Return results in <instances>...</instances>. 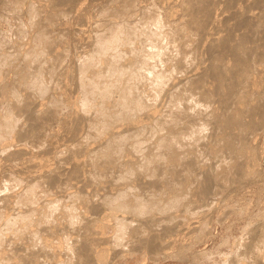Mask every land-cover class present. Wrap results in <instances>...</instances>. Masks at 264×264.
<instances>
[{
	"label": "bare ground",
	"instance_id": "bare-ground-1",
	"mask_svg": "<svg viewBox=\"0 0 264 264\" xmlns=\"http://www.w3.org/2000/svg\"><path fill=\"white\" fill-rule=\"evenodd\" d=\"M87 1L97 18L76 61L67 19L86 1L0 0V141L23 143L13 160L29 148L45 159L31 172L9 164L20 194L0 202V264H103L109 226L113 246L157 251L259 171L264 0ZM83 20L73 36L87 33ZM68 80L80 98L62 105ZM231 258L264 264V214Z\"/></svg>",
	"mask_w": 264,
	"mask_h": 264
},
{
	"label": "rangeland",
	"instance_id": "rangeland-1",
	"mask_svg": "<svg viewBox=\"0 0 264 264\" xmlns=\"http://www.w3.org/2000/svg\"><path fill=\"white\" fill-rule=\"evenodd\" d=\"M84 1H86V2H84L85 5L83 4L84 5L83 6L84 8H82L83 10H78L80 13L77 12V11H74L73 13H71V14H75L76 13L78 16H76V14H75V17L72 18V22H71V17H73V16H71V17H69L67 19V20H69L68 23L71 24V26H70L71 28H69L70 30H68L69 33L67 32V35L69 36L68 43H70V45H71V42L73 41L72 44H73V46L75 45L74 48H73L72 45L69 46V50H70V52L72 51L71 53H73L74 56L71 53H70V55H72L73 57H76L78 55V53L82 49L85 48V46L84 47L82 46V44H85V43H82V42H84L83 38L87 37L86 34L88 35L89 33H91L90 30L93 29V26H91L93 22L91 23V21H92V19L95 20L97 18V17L95 18V16H94V18L90 19L91 16L93 17V15H92L93 11L91 12L90 9L91 10H93V9H92V6L90 5L89 1H87V0H84ZM88 3H89V5H88ZM85 6H86V8H85ZM88 6H89V10H88ZM84 10H87L88 14H87V11L85 12ZM83 15H85V17H83ZM79 17H81V20H79L80 19ZM75 18H76V21H75ZM73 19H74V22H73ZM83 19L85 20V22H84ZM82 20H83L84 24L86 23L85 25L83 24V27H86L87 33H85L86 32L85 31V32H82L83 34L82 33L76 34L77 38L80 39V40H75V39H77L75 37L76 35L73 36L74 33H71V29L73 27H75L76 24L78 25V23H82ZM87 20H88V22H86ZM77 21H78V23H76ZM90 23H91V25H90L91 28H88L87 26ZM70 35H71V37H70ZM80 35L81 36L83 35L82 38H81ZM77 45H79L78 46L79 48H76ZM70 47H71V49H70ZM75 48H76V50H75ZM72 49H74L75 51L72 50ZM75 52H77L76 56L74 54ZM80 55H81V52L78 55L79 58H78V56L76 57V61H79L81 59ZM69 82H72V80L71 81L68 80V82H66V84H68L67 86L70 87V88L68 89V87L66 88V86L64 88L67 91L69 90V92L73 91V89H74V92L77 91L76 93H74V96H76L78 94H79V96L74 97L72 95V98L70 100L71 95H69V94H71V92L70 93H68L67 91L63 92L61 94L62 95L61 96L62 97V99H61L62 100L61 101L62 105L67 104V103H73V101L75 99H76L75 101L77 102L78 99L80 98V91L77 88V86L74 85L75 83L72 82L73 83L72 84V83H69ZM74 86H76V87H74ZM71 87L73 88L72 90H71ZM76 88L78 90H76ZM64 93H65L66 96H64ZM72 99H73V101H72ZM70 101H72V102H70ZM258 132H259V138L257 139V144H255L256 142L255 143L252 142L251 145L254 144L253 145L254 146L253 147V153L256 155V157H258L256 159L257 160L256 164L258 165V166L257 165L256 166L258 168L256 167L257 169L256 168L255 169L259 170V171L254 172V171H251V169H249L248 176L243 177L241 179V181L238 184H236V185H239V188H238L239 190L237 189V193L235 195L225 194V192L224 193L222 192L219 195H217L216 197L218 199H220L219 202H217L216 204H212L213 201L214 202L217 201V199H214L211 202L212 207H211V205H206V207H204V209L208 210V213L210 212L208 214L206 210H203L204 212H206L207 215H209L207 218H206V214L203 213V212H198L197 215H196V213H194L195 217H193V218H191L192 214L191 215H187V217L185 219H182L181 222L178 223V225L175 227V231L172 233V235L169 237V239L167 240V238H166V241H161L163 247L168 244L167 247L165 246L166 248L164 250L162 249L163 247H160L161 245L159 246L162 249V251L160 250V248L158 249L160 251H158V250L157 251H151V250H148L149 248H143V249H137V250L136 249H134V250H129V249L126 250L128 247L126 245H123V246L120 245L121 246L120 247L118 245L119 243L117 244V246H119V247H117L116 245H115L116 246L115 247V246H113V244H115L117 242H115V243L113 242L114 241L113 237L115 235H112L114 232H113L112 228L109 226L107 228L106 232H105V235L106 236H109L107 234L111 235V239H112V243L113 244L111 245V242H109L110 244L108 243L104 247L103 251L98 255V258L99 257H102V258L104 257V259H106V261L102 259L103 261H105V262H103V264H106V263L107 264H211V263L212 264H217V263L221 264V262L223 264L227 260H229L232 256L236 258V255H237L239 249L241 248V241H242L243 238L246 237L247 230L251 226H254L255 223L259 220V218H261L262 215L264 214V138H262V137H264V135H263L264 133H262L260 131H258ZM260 133H261L262 136L260 135ZM59 138L60 137L54 138L52 140L54 142L53 143L51 142V143L53 144V146L57 145L60 148L61 145H63V143H61V142H64V140L66 138H64V137H61V139H59ZM66 141L67 140H65V142ZM11 142L13 144H10V145L9 144L7 145L4 142L7 147L9 146L8 148H6V146L4 147V145H2L3 142L0 141V143H1L0 146L2 145L0 147L1 150L6 148L4 150L5 154H4V151L2 152L0 150L3 153V154L0 153V156L3 155V156H5V158H6V156L8 157L5 160V158L2 156L4 159H0V160H2V161H0V163H1L0 167L1 168L4 167V169H5V167L7 166L6 168L7 169L9 168L8 170L10 171V172H8L7 169H5L3 171L0 168L2 170V172H0V202H1L2 197L5 196V194L11 195V197H10L11 202L16 201L17 194L18 193L20 194V191H19L20 189H18L19 184L15 180V178H13L14 177V174H13L14 171L19 170V168H21V169L23 168L25 172H28L30 170L33 171V168H31V166L36 164V163H37L36 164L37 167H36V165H34V166L36 168H38V169H36L34 166H32V167L35 168L34 170H40V169H44L45 168V165L43 163V161H45V159H43L42 155L38 156L39 152H38L37 148L36 149L35 148H33V149L29 148L30 150L28 149V151H30V152H28L26 154H28V155H32L33 154L32 156H28V155L26 156V154H24L22 156V154H21L20 156H22V157H18V158H21V159H17L16 156H15L16 159L15 158H14V160L11 159V158H13V156L10 158L9 154H10V152L11 153L15 152L14 148L17 147L18 144H19V148H20V146L24 147L23 143L21 144L19 141H17L18 143H15V142H13V140H10L8 143H11ZM58 143H60V144H58ZM16 144H17V146H16ZM28 147H31V145L28 146ZM12 148H13L14 151L13 150L11 151ZM17 149H18V147H17ZM35 150L37 151L36 153L34 152ZM8 151H9V153H8ZM32 151H33V153H32ZM34 154L35 155L37 154V156H34ZM250 155L251 154L249 153L248 156H250ZM17 156H19V155H17ZM24 156H26V157H24ZM31 157H33V160H31ZM38 158L39 159L40 158L43 159L41 161L42 164H43V167H42V164H40L41 163L40 162L41 159L39 161H37ZM8 159L12 160V161H9ZM23 159H25V160H23ZM29 160L31 162H28ZM27 162L29 164L32 163V162L34 163L32 165L30 164L31 165L29 167V168H31L30 170L28 168L29 165L26 166ZM15 163L18 164L17 165L18 167L16 166ZM38 163H39V165H38ZM9 164L12 166L13 170L14 169H17V170L13 171L12 168H10L11 166ZM19 165H20V167H19ZM15 166H16V168H14ZM23 166L26 167L27 169L24 168ZM40 167H42V168H40ZM21 169H20V171H21ZM5 171L8 172V174ZM3 174H7L8 177L7 178L6 177L3 178V176H4ZM10 177L12 179H8ZM240 183H241V185H240ZM10 184L12 186H10ZM7 187L9 188V190L13 187L12 190L14 191L13 193H15V195L13 193H12L13 195L10 194V192L12 190L8 191ZM237 187H235V189ZM241 188H242V191L240 190ZM15 190H17V191H15ZM234 192H236V190ZM241 192H243V194ZM246 198H249L250 200L247 199L248 200L247 201ZM248 204H250V205H248ZM200 216H201V218H200ZM188 217L191 218V219H189ZM198 219L199 220L203 219V220L199 221ZM196 221H198V222H196ZM188 222L192 223V224H190V226H198V225H200V223L206 224L207 225L206 228L208 229V230L205 229L207 231V235L204 232L205 230L202 232V231H199V229H194L193 227H191V229H190L189 228L190 226H189ZM240 239H241V241H240ZM58 240H60L59 236H56L54 238V240H53V244L56 245V246H54V245L53 246H54V248H55V250L57 252L64 253L63 252L64 251V246L59 244ZM234 240H236V241H234ZM239 241H240V244H239ZM237 243L239 245H237ZM228 255H231V256H229V259H228ZM210 258H211V260H210ZM98 263L100 264V263H102V261L100 260V262H98ZM98 263H95V264H98Z\"/></svg>",
	"mask_w": 264,
	"mask_h": 264
}]
</instances>
